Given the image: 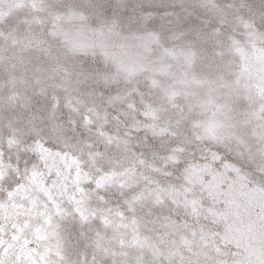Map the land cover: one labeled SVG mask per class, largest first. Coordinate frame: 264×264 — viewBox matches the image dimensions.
Wrapping results in <instances>:
<instances>
[{"label": "rangeland", "instance_id": "obj_1", "mask_svg": "<svg viewBox=\"0 0 264 264\" xmlns=\"http://www.w3.org/2000/svg\"><path fill=\"white\" fill-rule=\"evenodd\" d=\"M190 2L192 7L184 11L190 26L186 23L174 31L183 33L181 39L169 34L162 38V47L154 44L146 52L132 41L121 47V39H113L115 55L142 59L147 71L139 70L132 80L126 77V87L113 89L105 103L97 104L54 71L66 40L75 36V42L83 44L90 38L82 35L85 25L75 13L92 3H125L132 11L137 10L132 5L158 0H0V238L11 243H16L14 236L19 238L14 255L9 249L11 260L157 264V256L167 257L172 242L180 239V233L172 234L176 227L187 223L198 231L203 229L205 235L213 231L209 219L197 222L173 204L159 206L151 197H141L129 211L125 203L146 187L166 184L171 179L169 169L177 162H190L193 154L200 157L205 145L192 139V123L211 119L214 112L221 120L231 119L230 159L237 168L251 172L249 160L238 152L262 143L259 133L264 121L258 117L264 104L260 91L264 83V0H211L215 6L211 10L202 6L203 0ZM164 47H184L189 56L179 62L169 59L170 67L158 73L153 66L161 63ZM125 100L134 102L136 110L129 109ZM192 101L198 103L189 110ZM147 104L156 106L157 118L153 121L155 133L149 127L145 143L139 113ZM89 110L93 120L85 123ZM53 126L63 131L57 139L60 147L48 139ZM160 129L166 131L161 134ZM241 139L244 144L238 146ZM38 140L48 141L53 151L74 152L80 157L83 173H95L101 166H134L136 176H147L151 183L130 180L123 189L115 183L98 189L82 176V192L74 199L76 173L69 176L70 170L60 161L55 165L50 161L45 167L32 150ZM190 141L200 147L193 144L184 152ZM215 148L207 145V149ZM220 151L227 154L226 149ZM141 153L150 168L135 163ZM34 166L43 169V174L34 171ZM57 168L62 170V178L54 184ZM225 183L226 188L220 189ZM243 188L246 185L237 188L231 178L219 176L214 186L215 191L233 195H241ZM84 194L88 199L78 204ZM108 207L114 213L121 209L128 219L107 213ZM133 218L135 225L131 224ZM145 237L150 245L144 243ZM188 238L192 239L190 233ZM198 243L199 238L192 242V251L184 248L180 254L192 256Z\"/></svg>", "mask_w": 264, "mask_h": 264}, {"label": "snow or ice", "instance_id": "obj_2", "mask_svg": "<svg viewBox=\"0 0 264 264\" xmlns=\"http://www.w3.org/2000/svg\"><path fill=\"white\" fill-rule=\"evenodd\" d=\"M202 6L210 10L215 7L211 0H203ZM167 7L163 4L149 3L139 5L138 11H130L127 4L117 3L110 6L111 14H109V6L92 3L86 9L75 13L79 16L81 24L85 25L82 35L90 36V38L83 44H78L75 42L76 37L73 36L72 40H66L65 45L71 52L91 51L93 55L98 53L104 61L111 62L114 76H125L129 80L135 79L139 70L147 71L143 60L139 58L133 60L123 55H115L113 39L120 38L121 47H126L128 41H132L142 52L150 51L154 44L162 47L160 42L165 36L166 26L169 23L168 18L174 15L167 11ZM169 34L176 39L183 37V33L171 32ZM163 53L161 63L153 66L158 73L163 72L166 67H170L169 59L179 62L182 59L186 60L189 56V50L184 47L171 49L164 47ZM192 54L194 55V51ZM61 70L64 69L60 62L54 71L60 72ZM81 71L87 75V70L81 69ZM151 82L155 84L157 81L153 79ZM260 91L264 98V83H262ZM124 102L129 109L136 110L134 102L127 100ZM197 103V101L190 102L189 110ZM200 107L207 110L204 104H200ZM139 116L145 125L141 131H144V142L147 143L148 128L151 127L155 133L153 121L157 118L156 106L145 105ZM258 118L264 121V104L260 105ZM92 120V112L89 110L84 122L88 123ZM232 127L230 118L226 117L221 120L215 112L211 119L193 122L192 139L203 143L205 149L208 144H214L215 150L201 149L199 158L193 154L190 162L187 160L183 163L177 162L174 169H169L171 179L166 184L146 187L140 193L133 194L131 200L125 201L128 210L131 211L136 201L141 197H151L153 202L159 206L173 204L177 208H181L185 216L193 217L197 222L201 218L209 219L214 225V229L209 235H205L203 229L198 231L187 223L183 227H176L172 234L180 233V239L172 242L173 247L167 257L157 256V264H177L178 258L180 264H264V124L261 125L259 133L261 145L256 147L249 145L246 152H238L240 157L249 160L251 172L237 168L233 160L230 159L233 143L230 132ZM165 131V129H160L161 134ZM51 135L56 139H61L63 131L61 128L53 126ZM106 143L110 144L111 140ZM241 144H244L242 139L238 141V146ZM88 147L91 148V145ZM220 149H226L227 154ZM32 150L36 152L38 159L43 162L45 167L49 166L50 161L53 162V165L56 161H60L66 169L70 170L69 176H72L73 172L76 173L73 180L74 199L77 192H82L80 185L82 176L88 179L89 183L96 185L98 189L109 183H115L123 189L127 181L130 180L138 183L140 179H144L151 183V178L147 176L137 177L134 166L120 167L119 169L101 166L96 169L95 173H83L79 156L74 152L53 151L48 141L38 140L32 146ZM154 151L158 152L159 149H154ZM186 151L185 148L184 152ZM88 154L89 156L94 155L92 152ZM132 155L135 156L134 150ZM135 163L151 167L143 153L136 157ZM33 170L43 174V169L38 166H34ZM152 170L158 171V169ZM50 174L51 168H48V175ZM218 176L231 178L234 187L239 188L241 185H246V188L242 189L241 195L215 191L214 186ZM57 178L58 180L54 181V184L62 178V170L59 168H57ZM219 188L225 189L226 183L220 184ZM86 199H88L86 194L81 195L77 203ZM105 211L109 214L119 215L123 220L128 219L123 215L121 209H117L114 213L113 209L108 207ZM95 212L96 210H92L91 214L95 215ZM131 224H136L134 218L131 220ZM188 233L191 234V240L188 238ZM197 238H199L198 251H195L192 256L184 258L180 254L181 249L186 248L188 251H192V242ZM13 240L19 243L18 237L14 236ZM16 243L0 238V264H33L31 260L13 261L9 258V249L13 250L12 254L14 255ZM144 243L150 245L151 241L145 237ZM233 247L235 251H232Z\"/></svg>", "mask_w": 264, "mask_h": 264}, {"label": "clouds", "instance_id": "obj_3", "mask_svg": "<svg viewBox=\"0 0 264 264\" xmlns=\"http://www.w3.org/2000/svg\"><path fill=\"white\" fill-rule=\"evenodd\" d=\"M168 6L167 11L174 13L170 16L169 23L166 26L165 37L174 31L184 28L188 21V17L184 15L186 8L192 7L190 0H158V3ZM109 7L111 5H108ZM139 5H132L137 11ZM61 63L63 69L60 71L61 78L73 89L82 93L89 94L97 104L105 103L112 95L113 89L122 90L126 87L125 76H114V68L110 61H104L99 54L93 55L91 51L71 52L66 45L60 49ZM81 69L87 70L84 75ZM49 141L55 147H60L57 139L53 135L48 136ZM199 148V144L190 141L186 146V150H191V145ZM186 151V152H187Z\"/></svg>", "mask_w": 264, "mask_h": 264}]
</instances>
